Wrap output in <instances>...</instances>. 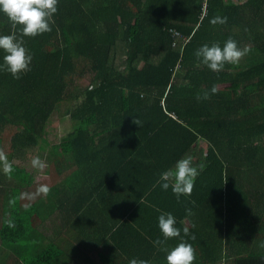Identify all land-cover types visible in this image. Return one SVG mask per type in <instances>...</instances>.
<instances>
[{
	"label": "trees",
	"instance_id": "1",
	"mask_svg": "<svg viewBox=\"0 0 264 264\" xmlns=\"http://www.w3.org/2000/svg\"><path fill=\"white\" fill-rule=\"evenodd\" d=\"M217 15L226 22L209 23ZM13 30L0 13V33ZM229 37L247 48L238 64L214 72L200 63L201 44ZM24 46L28 70L19 78L0 70V151L12 165L5 173L0 161V264L74 263L61 262L60 246L44 245L46 234L30 228L33 197L24 201L44 128L64 103L73 123L62 146L75 167L58 185L63 211L85 217L71 200L78 192L84 206V191L148 192L151 202L162 191L176 204L158 205L155 221L171 212L181 234L210 238L212 252L224 247L239 255L235 264H264V0H57L51 30L24 37ZM77 76H88L87 86L78 89ZM184 156L198 174L177 199L158 180Z\"/></svg>",
	"mask_w": 264,
	"mask_h": 264
},
{
	"label": "crops",
	"instance_id": "2",
	"mask_svg": "<svg viewBox=\"0 0 264 264\" xmlns=\"http://www.w3.org/2000/svg\"><path fill=\"white\" fill-rule=\"evenodd\" d=\"M69 132L65 139L68 138ZM65 139L61 140L57 146L51 145V149L52 147L53 149L49 157L53 159V176L57 179H52L49 183L37 186L38 195L41 193L38 191L40 185H47L49 189L46 194L42 192L44 195L41 200L39 199L40 201L34 200L37 192L36 196L34 193L29 194L33 197V201L29 204L32 209H30L27 216L30 220L29 226L30 228H38L46 234L43 244H58L60 246L59 251L63 252V255L60 254L59 259L64 263L72 261L74 262L72 264H128L129 259L135 257L148 260L150 264H167L165 249L175 246L179 241V237L163 238L157 226V220L155 221L154 218L158 214V205L175 206L176 201L173 199L175 196L172 198L167 193L157 191L158 195L154 197L155 202H151L148 192L141 196L132 194L129 189L113 192L112 190L107 192L105 190L101 192L106 196L104 198L92 194L91 191H84L88 195L86 200L91 201L82 206L83 200H81V194L78 192L71 199L74 201V208H80L83 209L82 212H86L83 219H78V213L62 210L63 197L57 191L59 183L66 177H70L72 175L71 171L75 167L74 164L69 163L67 151L62 146V141ZM75 179H77V184H83L84 182L83 175H75ZM120 196L122 198H119ZM163 196L168 198V202H163L165 200ZM50 198L59 206V209L54 210ZM24 200L26 201V196H24ZM36 205H41V209L35 208ZM90 206L99 209L98 222H96L98 212L96 209L89 211ZM101 211H103V214H101ZM37 215L38 217H36ZM63 215H71V217L68 216L63 222L61 220ZM32 217L35 219L33 225H31ZM180 225L183 229L187 228L188 233H190L191 224L187 219H184ZM175 226L177 227V218ZM181 236L194 249L195 258L192 264H235L236 256H239L238 254L234 255L226 252L224 247H214V252H212V248L205 247L211 244L210 238L183 234ZM157 238L160 239L161 243L154 244L153 241ZM235 243H240V241ZM217 254L218 256L221 255L220 260L213 262L212 259ZM92 255L96 257V261L93 260Z\"/></svg>",
	"mask_w": 264,
	"mask_h": 264
},
{
	"label": "clouds",
	"instance_id": "3",
	"mask_svg": "<svg viewBox=\"0 0 264 264\" xmlns=\"http://www.w3.org/2000/svg\"><path fill=\"white\" fill-rule=\"evenodd\" d=\"M57 11V0H0V13L5 15L10 21L13 31L5 34L0 33V70L6 71L13 78H19L22 72L28 70L31 55L24 46V37H34L40 33L51 30L53 14ZM226 17L214 16L209 23H224ZM247 48H240L237 41L231 37L227 38L223 45L213 42L201 44L195 50V55L200 63L214 72H219L225 64H238L240 58L245 55ZM215 85L210 91L216 92ZM209 92L205 91L197 95V99H207ZM135 123L139 120L135 117ZM0 161L3 162V170L8 173L12 170V165L7 161V156L0 151ZM31 163L34 167L43 168V162L38 156L32 158ZM202 167V166H201ZM197 167L192 164L190 156H184L176 160L174 167L164 170L159 175L158 183L162 189L167 190L171 183V190L177 199L181 195H188L196 175ZM47 185H41L38 191L47 193ZM9 226L12 222L9 221ZM176 218L171 212H161L157 217V226L163 236L168 239L179 237L175 246L165 249V259L167 264H192L194 260V249L183 236L181 229L175 226ZM183 232L188 233L184 228ZM154 244L161 243L160 239L153 241ZM128 264H150L148 260L129 259Z\"/></svg>",
	"mask_w": 264,
	"mask_h": 264
},
{
	"label": "rangeland",
	"instance_id": "4",
	"mask_svg": "<svg viewBox=\"0 0 264 264\" xmlns=\"http://www.w3.org/2000/svg\"><path fill=\"white\" fill-rule=\"evenodd\" d=\"M77 79H78V81H77L78 89L81 87L87 86L88 81H89L88 76H77ZM68 107H69V103H64V104L58 105L54 114L51 116L50 120L48 121V123L46 124V126L44 128V132H43V137L45 139L44 150L40 151L39 154H37L36 152L34 153V155H36V156L38 155L40 160L43 162L44 166H43V168H40V167H34L31 164V166H30L31 171L33 168L35 171L33 174V175H35L34 176V183H33V186L35 185V187L32 186L28 190L27 193H26V190H24L25 196L32 194V193H34L36 196V192H37L36 188L39 184L49 183L52 179H57L53 176V174H54L53 173L54 172L53 161H49L48 157L50 154H52L53 147L51 149V145L57 146L59 144V142H61V140L65 139L67 137V133L72 129L73 120L67 114H65ZM10 133H11L10 131L9 132L7 131L4 133V136L6 138L5 142L9 140ZM7 196H9V193H6V197ZM7 204L8 205L10 204V198L9 197L7 199ZM35 207L41 209V205L40 206L36 205ZM8 211H9V209H7V208L4 211V214L6 216H9ZM37 211H39V210H37ZM33 217H32L31 225H33V221L35 220V219H33ZM36 217H38V215ZM29 223H30V220H29ZM30 255H32V252H30ZM93 260L96 261V257L93 256ZM7 264H11V263H7Z\"/></svg>",
	"mask_w": 264,
	"mask_h": 264
}]
</instances>
